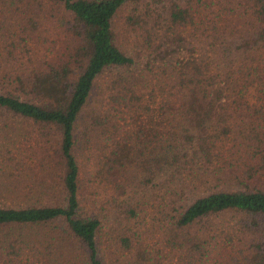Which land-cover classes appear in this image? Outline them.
<instances>
[{"label":"trees","instance_id":"obj_1","mask_svg":"<svg viewBox=\"0 0 264 264\" xmlns=\"http://www.w3.org/2000/svg\"><path fill=\"white\" fill-rule=\"evenodd\" d=\"M0 42V264H264V0H0Z\"/></svg>","mask_w":264,"mask_h":264},{"label":"rangeland","instance_id":"obj_2","mask_svg":"<svg viewBox=\"0 0 264 264\" xmlns=\"http://www.w3.org/2000/svg\"><path fill=\"white\" fill-rule=\"evenodd\" d=\"M128 14H133L135 16V19L137 20L138 24H140L141 22H143V24H146L145 26H148V22H150V24H154V20L152 19L153 17H157L155 16V14L153 16H149V15H146L144 12H142L141 10L140 11H134L130 6H124L120 13H119V20H118V25H120L121 28H124L123 26H125V17L126 15ZM146 20V21H145ZM163 17L160 16L158 17V22L160 24H163ZM43 21V19H42ZM49 21L48 20H45V25H48ZM43 26H41L40 28H42ZM138 33L140 34L139 36V40H134V38L132 37L131 38V43L136 46V45H139L140 42L143 40L144 36H145V31H144V25H142L141 27L138 28ZM2 42H0V47H1V50H2V46H1ZM133 46V47H134ZM133 49V48H132ZM131 49V50H132ZM6 54V51L3 52L2 54V59H4L3 55ZM113 73H116V70H113L112 73H107L106 75H104L100 81H99V86L97 89H103L104 86H106V84L109 82V80L111 79V77L114 75ZM100 99V98H99ZM99 99L97 100V97L95 98V100L93 102L90 103L89 107L90 108H87V110H85L87 113H91V111L93 110V107L96 106V104H98L99 102ZM86 115V114H85ZM136 181V180H135ZM12 202V199H8V198H4L3 196H1L0 194V204H3V203H11ZM224 219V218H223ZM220 220V219H219ZM223 222H220V224H222Z\"/></svg>","mask_w":264,"mask_h":264}]
</instances>
